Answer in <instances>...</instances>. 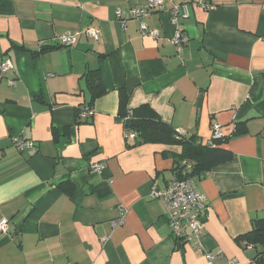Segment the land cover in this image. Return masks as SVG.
Listing matches in <instances>:
<instances>
[{
    "label": "crops",
    "instance_id": "obj_1",
    "mask_svg": "<svg viewBox=\"0 0 264 264\" xmlns=\"http://www.w3.org/2000/svg\"><path fill=\"white\" fill-rule=\"evenodd\" d=\"M147 1L0 0V63L12 66L0 77V264H264L239 240L264 219V0L192 2L178 25L171 9L190 0H166L145 19L157 40L130 15ZM90 27L101 39L82 34ZM178 30L187 42L175 46ZM121 91L127 110L152 109L206 145L221 125L232 159L191 179L208 199L202 248L176 239L150 197L177 177L181 148L126 138Z\"/></svg>",
    "mask_w": 264,
    "mask_h": 264
},
{
    "label": "built area",
    "instance_id": "obj_2",
    "mask_svg": "<svg viewBox=\"0 0 264 264\" xmlns=\"http://www.w3.org/2000/svg\"><path fill=\"white\" fill-rule=\"evenodd\" d=\"M166 0H148L146 5L141 8L130 9V15L132 18L139 21L140 32L143 36L150 37L154 40L159 39L160 32L152 30L148 27L145 19L153 12H161L164 10ZM194 3L199 7L210 10L214 6L210 0H190L186 3L175 5L171 9L172 23L178 25L181 18H187L189 16L190 3ZM116 15L125 24V19L122 16V11L118 9ZM81 32L77 33H64L57 38L58 45L63 47H71L76 43L77 37ZM82 34L93 38L94 40L101 39V31L95 27H90L82 31ZM187 42V38L182 35V32L178 30L175 37L169 41L170 44L178 46ZM12 68L9 62L0 63V77L4 76ZM9 85L15 84L14 80L8 81ZM93 112L90 109L83 110L79 113L80 118H89ZM132 115V111L129 112V116ZM212 140H218L223 138L222 127L220 124H213ZM184 135L183 133H181ZM125 137L128 139L136 138L135 133H126ZM15 147L19 151H29L35 148L34 141L25 139H16L14 141ZM0 151V156H1ZM105 168L104 164L93 163L91 165V171L97 174H101ZM150 197L152 199L160 200L166 209V216L172 232V235L178 239L191 243L193 246L202 248V235L205 229V211L208 205V199L205 194L198 192L191 179H177L174 178L167 184V186L161 188L157 185H153ZM124 218L121 217L118 221H113L112 227L117 228L123 225ZM9 232V220H0V235L7 234ZM103 242L106 239L102 240ZM207 259L213 262L217 259L223 258V253L206 252ZM222 264H238L237 259H226Z\"/></svg>",
    "mask_w": 264,
    "mask_h": 264
},
{
    "label": "trees",
    "instance_id": "obj_3",
    "mask_svg": "<svg viewBox=\"0 0 264 264\" xmlns=\"http://www.w3.org/2000/svg\"><path fill=\"white\" fill-rule=\"evenodd\" d=\"M120 98V114L124 119L126 133H135L136 139H140L142 144H163L181 148V153L175 159L177 179H192L232 159V153L221 147V139L206 145L196 136L182 135L152 109L148 110L147 117L134 111L129 116L130 111L126 108L127 95L121 91ZM239 240L245 247H259V257L264 256V219L254 220L252 229L239 237Z\"/></svg>",
    "mask_w": 264,
    "mask_h": 264
}]
</instances>
